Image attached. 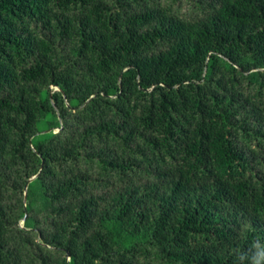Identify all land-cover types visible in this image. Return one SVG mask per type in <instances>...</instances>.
Instances as JSON below:
<instances>
[{"label": "trees", "instance_id": "1", "mask_svg": "<svg viewBox=\"0 0 264 264\" xmlns=\"http://www.w3.org/2000/svg\"><path fill=\"white\" fill-rule=\"evenodd\" d=\"M195 1L0 0V264H264V0Z\"/></svg>", "mask_w": 264, "mask_h": 264}, {"label": "rangeland", "instance_id": "2", "mask_svg": "<svg viewBox=\"0 0 264 264\" xmlns=\"http://www.w3.org/2000/svg\"><path fill=\"white\" fill-rule=\"evenodd\" d=\"M159 2H162L163 4L165 3L166 5H170L173 10H175L176 12H178L180 15L185 16V17H196L199 13H200V9L197 6V3L195 0H159ZM50 89L56 90L59 89L58 87L54 86V85H50ZM257 166L254 167L252 171L256 170ZM37 174L33 175L30 179H33L34 177H36ZM21 188V186H20ZM26 190V187H25ZM8 203L13 206H19L21 201H22V205L26 206V192H24V187H23V192L22 189H19L18 191H16L12 198L7 200ZM44 212H40V214H38V217H40V219H42ZM26 217V213L24 215V217H22L19 220V225L20 227H23V222H24V218ZM33 233H36V238L37 241L39 239L38 235H37V229L36 228H31Z\"/></svg>", "mask_w": 264, "mask_h": 264}, {"label": "clouds", "instance_id": "3", "mask_svg": "<svg viewBox=\"0 0 264 264\" xmlns=\"http://www.w3.org/2000/svg\"><path fill=\"white\" fill-rule=\"evenodd\" d=\"M257 246V243L254 245V248ZM244 256H245V254H240V256H239V258L241 259V260H243L244 259ZM253 264H258V261L257 260H253Z\"/></svg>", "mask_w": 264, "mask_h": 264}, {"label": "water", "instance_id": "4", "mask_svg": "<svg viewBox=\"0 0 264 264\" xmlns=\"http://www.w3.org/2000/svg\"><path fill=\"white\" fill-rule=\"evenodd\" d=\"M35 178V177H34Z\"/></svg>", "mask_w": 264, "mask_h": 264}]
</instances>
